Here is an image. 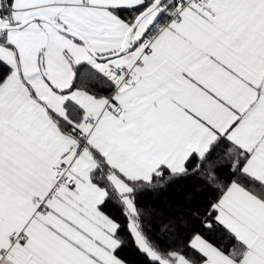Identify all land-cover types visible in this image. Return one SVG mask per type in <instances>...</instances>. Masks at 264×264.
Instances as JSON below:
<instances>
[{"label":"snow or ice","instance_id":"6c2138e0","mask_svg":"<svg viewBox=\"0 0 264 264\" xmlns=\"http://www.w3.org/2000/svg\"><path fill=\"white\" fill-rule=\"evenodd\" d=\"M0 264H264V0H0Z\"/></svg>","mask_w":264,"mask_h":264},{"label":"trees","instance_id":"16d2710c","mask_svg":"<svg viewBox=\"0 0 264 264\" xmlns=\"http://www.w3.org/2000/svg\"><path fill=\"white\" fill-rule=\"evenodd\" d=\"M178 195L179 193L175 190V188H173V189H170L168 192L162 193L159 199L160 200H170L173 197H176ZM148 199H151V197H149ZM123 255H125L130 261H134L137 259L132 249H126Z\"/></svg>","mask_w":264,"mask_h":264}]
</instances>
